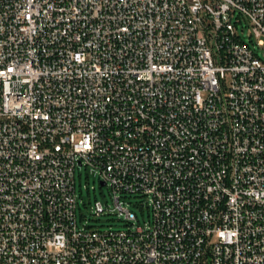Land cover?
Returning a JSON list of instances; mask_svg holds the SVG:
<instances>
[{
	"label": "built area",
	"instance_id": "obj_1",
	"mask_svg": "<svg viewBox=\"0 0 264 264\" xmlns=\"http://www.w3.org/2000/svg\"><path fill=\"white\" fill-rule=\"evenodd\" d=\"M256 49L264 0H0V264H264Z\"/></svg>",
	"mask_w": 264,
	"mask_h": 264
},
{
	"label": "rangeland",
	"instance_id": "obj_2",
	"mask_svg": "<svg viewBox=\"0 0 264 264\" xmlns=\"http://www.w3.org/2000/svg\"><path fill=\"white\" fill-rule=\"evenodd\" d=\"M244 25V24H243ZM240 34L242 37L245 38L247 42H249L248 37V28L244 26V29L240 27ZM259 52V55L262 59H264V50L261 51L259 49H256ZM76 183H77V194H78V202L81 207V209L78 210V217L79 221L81 219V215L86 216L84 218V222L88 221L90 225H94L97 227L101 226H118L119 228H124L122 223L116 222L115 219H117L119 210L116 208V205L114 203V200L109 195V189L107 187H101L99 178L94 176L93 173H91L86 168H79L76 172ZM138 199L130 197L127 202L135 203ZM95 202H100L107 210V215L97 219L90 216L91 209L90 206H93ZM114 213L111 211L114 210ZM128 209L136 214L137 220L140 224H144L145 221L148 220V212L147 210L144 211V214L141 213V211L134 206H129ZM113 214V215H109Z\"/></svg>",
	"mask_w": 264,
	"mask_h": 264
},
{
	"label": "water",
	"instance_id": "obj_3",
	"mask_svg": "<svg viewBox=\"0 0 264 264\" xmlns=\"http://www.w3.org/2000/svg\"><path fill=\"white\" fill-rule=\"evenodd\" d=\"M101 185H102V186H104L105 184H104V183H102Z\"/></svg>",
	"mask_w": 264,
	"mask_h": 264
}]
</instances>
